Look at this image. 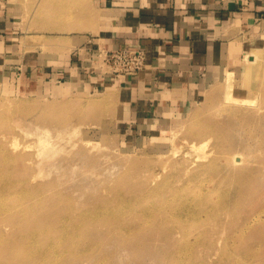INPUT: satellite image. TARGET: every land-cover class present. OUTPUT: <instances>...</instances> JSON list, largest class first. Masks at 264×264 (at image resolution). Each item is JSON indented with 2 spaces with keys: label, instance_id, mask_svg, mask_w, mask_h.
<instances>
[{
  "label": "rangeland",
  "instance_id": "obj_1",
  "mask_svg": "<svg viewBox=\"0 0 264 264\" xmlns=\"http://www.w3.org/2000/svg\"><path fill=\"white\" fill-rule=\"evenodd\" d=\"M90 3L0 0L21 28L0 64V198L17 215L0 264H264V26L191 109L128 133L114 91L20 85L21 53L61 56Z\"/></svg>",
  "mask_w": 264,
  "mask_h": 264
},
{
  "label": "crops",
  "instance_id": "obj_2",
  "mask_svg": "<svg viewBox=\"0 0 264 264\" xmlns=\"http://www.w3.org/2000/svg\"><path fill=\"white\" fill-rule=\"evenodd\" d=\"M90 4L92 15L83 29L65 38L61 56L50 52L46 60L39 48L33 54L21 53L20 85L31 92L48 78L93 92L114 91L113 109L128 133L159 129L171 114L191 109L210 86L227 72L237 71L244 51L264 26V0H91ZM19 27L0 5V64L17 44L12 41ZM138 46L144 50L146 65L137 73L116 76L100 66L99 50Z\"/></svg>",
  "mask_w": 264,
  "mask_h": 264
},
{
  "label": "built area",
  "instance_id": "obj_3",
  "mask_svg": "<svg viewBox=\"0 0 264 264\" xmlns=\"http://www.w3.org/2000/svg\"><path fill=\"white\" fill-rule=\"evenodd\" d=\"M100 66L112 75L135 74L145 67V53L141 47H118L99 50Z\"/></svg>",
  "mask_w": 264,
  "mask_h": 264
},
{
  "label": "bare ground",
  "instance_id": "obj_4",
  "mask_svg": "<svg viewBox=\"0 0 264 264\" xmlns=\"http://www.w3.org/2000/svg\"><path fill=\"white\" fill-rule=\"evenodd\" d=\"M190 146L193 147V148H196V147H197V144H196L195 142H190ZM0 148H1V147H0ZM209 155H210V154L205 153V154H203V158H204V157H208ZM2 157H3V160H2L1 163L4 164V165L2 166V169H3V168L5 167L7 161L12 159V155L9 154V152L5 151V152L3 153V155H2ZM235 158L239 159L240 157L237 156V154H235ZM0 168H1V166H0ZM2 179L5 180L6 178H2ZM5 181H6V180H5ZM0 188H1V187H0ZM5 209H6V210H5ZM7 209H9L8 206H6L5 204H3V201H2L1 198H0V219H1V218H6V217H8V216L3 217V215H6L7 213H10V212H7ZM10 217H14V218H16V217H17L16 212H12V215H11ZM10 217H8V218H10Z\"/></svg>",
  "mask_w": 264,
  "mask_h": 264
}]
</instances>
